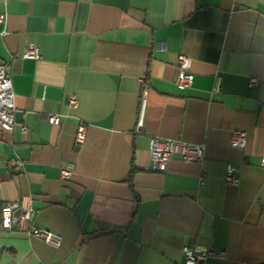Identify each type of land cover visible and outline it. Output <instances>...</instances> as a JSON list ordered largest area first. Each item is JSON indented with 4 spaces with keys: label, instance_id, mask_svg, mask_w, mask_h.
I'll return each mask as SVG.
<instances>
[{
    "label": "crops",
    "instance_id": "crops-1",
    "mask_svg": "<svg viewBox=\"0 0 264 264\" xmlns=\"http://www.w3.org/2000/svg\"><path fill=\"white\" fill-rule=\"evenodd\" d=\"M0 12L16 100L13 130L0 127V264H183L184 246L226 251L205 264H264V0H0ZM31 43L41 58L22 56ZM153 137L202 143L204 159L156 171ZM21 201L59 247L2 226L1 206Z\"/></svg>",
    "mask_w": 264,
    "mask_h": 264
},
{
    "label": "built area",
    "instance_id": "built-area-1",
    "mask_svg": "<svg viewBox=\"0 0 264 264\" xmlns=\"http://www.w3.org/2000/svg\"><path fill=\"white\" fill-rule=\"evenodd\" d=\"M7 15L0 12V30L5 31ZM22 56L24 58L39 59L41 53L36 43L28 44L23 49ZM178 66L180 69L179 84L190 87L193 84L194 76L189 69V57L185 54H179ZM257 78L251 77L250 82L257 84ZM218 84L213 88L217 91ZM78 100L75 95L69 98V106L77 107ZM16 110L15 93L13 90L11 73L9 66L0 62V127L4 130L11 131L15 126L14 113ZM60 116L53 114L49 117L52 124L60 123ZM142 126V112L138 122V127ZM88 124L79 122L75 134L77 143L82 144L86 140ZM139 129V128H138ZM247 141V131L239 128H233L230 135L231 147H244ZM179 156L184 162L201 163L205 156V147L202 143L186 142L178 139L153 137L150 139V157L152 168L156 171H164L169 161ZM264 165V154L262 157ZM18 167L20 162H17ZM73 165L68 163L61 169V177L68 178L72 173ZM225 183L232 186H239L240 176L233 170L229 164L226 169ZM35 207L26 201L7 202L1 206L2 226L7 230H22L29 235L39 238L47 244L59 247L62 244V235L43 228H36L32 225L35 216ZM18 214V221L15 223V215ZM226 251L212 247L202 246H184L183 248V264H205L208 258H225Z\"/></svg>",
    "mask_w": 264,
    "mask_h": 264
}]
</instances>
